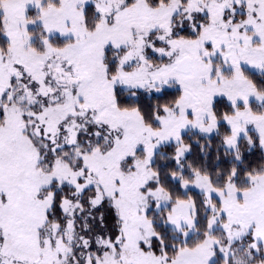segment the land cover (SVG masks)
I'll return each instance as SVG.
<instances>
[{
	"label": "snow or ice",
	"instance_id": "1",
	"mask_svg": "<svg viewBox=\"0 0 264 264\" xmlns=\"http://www.w3.org/2000/svg\"><path fill=\"white\" fill-rule=\"evenodd\" d=\"M0 264H264V0H0Z\"/></svg>",
	"mask_w": 264,
	"mask_h": 264
},
{
	"label": "trees",
	"instance_id": "2",
	"mask_svg": "<svg viewBox=\"0 0 264 264\" xmlns=\"http://www.w3.org/2000/svg\"><path fill=\"white\" fill-rule=\"evenodd\" d=\"M193 151H194V153H195V151H196V148H195V146H194V150H193ZM257 155H258V153H257Z\"/></svg>",
	"mask_w": 264,
	"mask_h": 264
}]
</instances>
